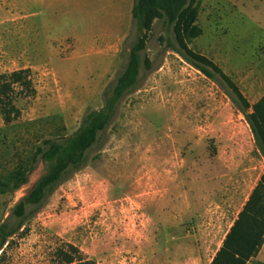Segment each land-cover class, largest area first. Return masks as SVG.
<instances>
[{"label": "rangeland", "instance_id": "obj_1", "mask_svg": "<svg viewBox=\"0 0 264 264\" xmlns=\"http://www.w3.org/2000/svg\"><path fill=\"white\" fill-rule=\"evenodd\" d=\"M121 2L0 0V74L30 69L36 89L17 100L20 119L5 125L0 115V181L13 190L0 195V225L49 170L37 149L102 109L125 69L138 33L132 15L119 18ZM198 11L202 35L189 48L254 106L264 97V3L199 0ZM145 46L139 88L85 165L0 241V264H59L69 246L95 264H211L264 157L225 89L178 53L165 18ZM251 264H264V249Z\"/></svg>", "mask_w": 264, "mask_h": 264}, {"label": "trees", "instance_id": "obj_2", "mask_svg": "<svg viewBox=\"0 0 264 264\" xmlns=\"http://www.w3.org/2000/svg\"><path fill=\"white\" fill-rule=\"evenodd\" d=\"M198 2L199 0H135L132 15L138 37L130 50L125 69L106 91L102 109L89 114L73 135L60 140L45 141L37 149L35 162L38 163L40 160L46 162L49 170L16 205L11 218L0 225L2 244L22 227L23 221L28 219L31 213L40 209L48 195L58 185L85 165L88 152L97 145L100 137L116 119L123 99L139 88L143 65L146 67L150 65L149 58L143 61L142 53L145 51L147 34L157 19L165 18L174 28L178 53L206 77L225 89L245 115L256 146L264 157V97L251 106L239 87L220 67L188 46L189 41L202 35V29L198 25ZM35 95L36 89L30 69L0 74V115L4 124L10 125L20 119L22 111L16 106L17 100L29 99ZM25 182L27 176L24 177L22 184ZM12 191L8 183L0 181V195ZM12 219L18 221V224H13ZM263 248L264 173L211 264H250ZM61 257L59 264H95L92 260L82 258L74 246H69L67 252L61 253Z\"/></svg>", "mask_w": 264, "mask_h": 264}, {"label": "crops", "instance_id": "obj_3", "mask_svg": "<svg viewBox=\"0 0 264 264\" xmlns=\"http://www.w3.org/2000/svg\"><path fill=\"white\" fill-rule=\"evenodd\" d=\"M127 3L126 4H123L122 2L121 3H114V4H117L119 5L120 7V15H119V18H121V15H126V13L131 16L132 15V12H133V8H134V4H135V0H126ZM264 3V0H261V4ZM133 17V15H132ZM261 27H264V24L261 23ZM264 249V248H263ZM262 252V251H261ZM260 255L261 253L259 254V256L253 260V261H256L258 259H260ZM252 263V262H251ZM250 263V264H251Z\"/></svg>", "mask_w": 264, "mask_h": 264}]
</instances>
